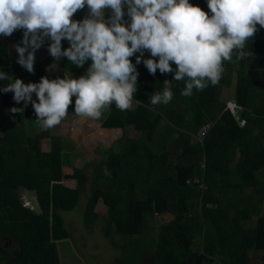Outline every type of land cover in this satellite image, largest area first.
<instances>
[{"label": "trees", "instance_id": "16d2710c", "mask_svg": "<svg viewBox=\"0 0 264 264\" xmlns=\"http://www.w3.org/2000/svg\"><path fill=\"white\" fill-rule=\"evenodd\" d=\"M189 3L212 15L207 0ZM88 15L85 6L72 19L82 21ZM110 15L106 10V17ZM257 28L244 49L253 55L236 61L234 53L232 62H224L219 84L194 89L190 97L181 95L188 78L174 80V63L172 73L157 70L152 75L142 62L136 64L140 53L134 54L130 59L139 73L136 108L120 111L113 103L100 125L118 137L109 146L102 144L100 154L77 163L71 161L62 135L50 130L26 133L30 109L2 89L14 79L29 84L54 78L44 61L34 64V73L17 63L23 30L0 36V71L12 77L0 81V238L11 241V246L0 242V264H61L57 241L70 237L61 213L77 207L90 175L94 182L85 222L89 226L104 218L107 238L113 230L129 238L126 254L138 246L149 218H166L158 224V239L148 241L151 245L139 256L123 254L127 262L119 264H251L250 253L264 251V28ZM62 47L66 50L70 43L64 40ZM49 62L75 79L91 64L76 67L67 58L56 61L51 56ZM233 74L238 115L220 100ZM166 80L172 82V101L152 105V95L162 92ZM13 108L21 111L14 113ZM69 110L75 112V103ZM209 124L194 143L193 137ZM46 140L49 150L44 151ZM196 178L204 180L206 189L199 188ZM20 186L38 193L41 214L22 206ZM253 220L255 225L247 226ZM196 230L203 232L198 250Z\"/></svg>", "mask_w": 264, "mask_h": 264}, {"label": "clouds", "instance_id": "9594fccd", "mask_svg": "<svg viewBox=\"0 0 264 264\" xmlns=\"http://www.w3.org/2000/svg\"><path fill=\"white\" fill-rule=\"evenodd\" d=\"M212 15L189 0H0V36L10 37L23 30L16 45L17 63L34 73L35 53L51 41L48 51L54 60L62 58L83 67L78 79L65 78L25 84L14 79L2 91L14 93L19 104L31 103L37 123L44 130L60 125L68 117L75 97V115L98 121L113 103L120 111L132 108L139 73L131 57L140 53L136 64L144 63L150 74L172 73L174 80L188 78L181 95L203 91L219 84L224 62L253 55L244 51L250 38L264 28V0H207ZM87 6L82 21L72 17ZM125 9L127 12H125ZM106 10L111 15L106 19ZM127 14L130 24L124 22ZM67 40L70 47H62ZM144 50L153 58L143 59ZM57 65H52L55 68ZM12 80L0 71V81ZM33 93L38 102L33 101ZM173 99L172 82L165 81L162 92L151 97L152 105H167ZM138 103V101H135ZM21 111L13 108L12 112Z\"/></svg>", "mask_w": 264, "mask_h": 264}, {"label": "rangeland", "instance_id": "374dc122", "mask_svg": "<svg viewBox=\"0 0 264 264\" xmlns=\"http://www.w3.org/2000/svg\"><path fill=\"white\" fill-rule=\"evenodd\" d=\"M105 18L107 19V17ZM130 23L131 19L130 17H127L126 24ZM50 43H45L39 50L36 51L34 64L44 61L48 71L54 79L65 78L66 73L71 76V73L61 69L57 64L49 62L51 55L48 48ZM144 53L147 55L144 59H151L149 57L150 52L148 50H144ZM54 64L57 65L55 68L52 67ZM142 68H146L143 62ZM236 82V75L233 74L230 86L222 87L220 91V100L226 104L227 108L234 111V113L238 109L235 102ZM75 99V97L72 98L73 103H75ZM33 101L38 102V98L35 93H33ZM26 106L30 109L31 114L30 118H28L25 122L24 127L26 133L29 135L39 134L44 131V129H42L37 123V116L31 103ZM132 107H134V104ZM105 117L106 115H103V117L98 121L84 119L76 116L74 111L71 112L69 110L68 117L62 121L60 125L49 130L55 135H62L65 137V144L67 145L66 150L70 152V159L72 162L77 163L83 157H92L96 154H100L99 148L102 144L109 146L111 141L118 137L117 135H112V132H105L101 128L100 124ZM3 124L0 99V134L3 132ZM207 126L210 127V124ZM205 127H203V129ZM200 132L198 135L193 137L194 143L200 141L203 137V135H200ZM107 133H109V138L107 137ZM48 144V140L42 143V149L44 151H46V149L49 150ZM93 182L94 180L90 175L84 185L81 200L77 207L72 211L61 213L70 234L69 238L57 241L61 264H119L121 261L127 262L123 254L139 256L142 249L146 248V245H151L148 241H152V239L154 240L156 237L158 239L160 230L158 224L166 219L164 217L149 218L145 223L143 234L138 240V246L136 249H133L126 254V251H128L126 249L130 247L129 238L119 235L114 230L111 235L112 237L107 238L104 232L107 222L104 218L101 217L95 224L89 226L85 222L84 212L92 190ZM262 213L264 214V207H262ZM249 224L254 226L255 221L253 220ZM196 233L197 237L194 247L198 250L203 247V242L201 240L203 232L196 230ZM145 242L148 243L146 244ZM250 255L252 259L251 264H264V251H252Z\"/></svg>", "mask_w": 264, "mask_h": 264}, {"label": "water", "instance_id": "95a60500", "mask_svg": "<svg viewBox=\"0 0 264 264\" xmlns=\"http://www.w3.org/2000/svg\"><path fill=\"white\" fill-rule=\"evenodd\" d=\"M208 128L209 126L205 127L200 132V135H204ZM18 195L20 202L24 208L29 209L36 214L42 213V208L38 200V193L36 191L29 190L24 186H20L18 189Z\"/></svg>", "mask_w": 264, "mask_h": 264}, {"label": "built area", "instance_id": "2783aa9c", "mask_svg": "<svg viewBox=\"0 0 264 264\" xmlns=\"http://www.w3.org/2000/svg\"><path fill=\"white\" fill-rule=\"evenodd\" d=\"M238 108H239V107H238ZM237 110H238V109H237ZM232 112L234 113V111H232ZM234 114H235V115H238V114H237V111H236ZM236 117H237V119H239L238 116H236ZM243 124H244V123H243ZM194 182L198 184V186H199L200 189H202V190L206 189V184L204 183V180H203L202 178H196V179L194 180Z\"/></svg>", "mask_w": 264, "mask_h": 264}, {"label": "flooded vegetation", "instance_id": "af4514ba", "mask_svg": "<svg viewBox=\"0 0 264 264\" xmlns=\"http://www.w3.org/2000/svg\"><path fill=\"white\" fill-rule=\"evenodd\" d=\"M8 238H6V236H1L0 238V242H4V243H7L8 246H11V241L10 240H7Z\"/></svg>", "mask_w": 264, "mask_h": 264}, {"label": "crops", "instance_id": "0c3cea01", "mask_svg": "<svg viewBox=\"0 0 264 264\" xmlns=\"http://www.w3.org/2000/svg\"><path fill=\"white\" fill-rule=\"evenodd\" d=\"M146 54L144 53V58H146ZM149 57L151 58V59H154L152 56H151V54H149ZM59 66V65H58ZM60 67V66H59ZM141 67H142V65H141ZM141 67L139 68V69H141ZM61 68V67H60ZM62 69V68H61ZM64 70V69H63ZM134 107H132L131 109H135L136 108V106H137V103L134 101ZM249 224V223H248ZM251 224H249V225H247V226H250ZM252 226V225H251Z\"/></svg>", "mask_w": 264, "mask_h": 264}]
</instances>
